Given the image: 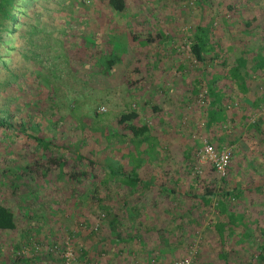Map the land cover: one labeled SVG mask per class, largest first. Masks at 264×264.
<instances>
[{
    "label": "rangeland",
    "instance_id": "374dc122",
    "mask_svg": "<svg viewBox=\"0 0 264 264\" xmlns=\"http://www.w3.org/2000/svg\"><path fill=\"white\" fill-rule=\"evenodd\" d=\"M125 2V9L116 12L104 0H38L31 14H38L37 27L44 30L52 46L49 54L46 41L40 47L43 56L39 61L45 68L38 76L36 64L22 56L28 52L27 45L13 54L8 64L11 70L20 69L25 90H35L34 106L43 108L50 102L46 114L51 127L43 133L57 145L68 144L78 154L94 152L99 159L106 152L117 155L128 170L130 162L123 155L130 144L114 133H125L117 123L123 111H137L135 123L147 124L156 142L140 171L143 177L154 173L156 186L131 192L118 183H96L92 199L87 201L83 195L91 186L86 182L73 185L60 170L41 179L32 175L23 179V185L11 187L2 170L14 163L23 166L40 153L33 143L23 141V134L11 133L8 139L0 134V204L15 212L17 224L13 230L0 231V264H10L13 245L26 238L27 247L20 252L34 255V264H173L186 255L192 264H226L218 256L219 245L209 229L217 212L201 206L193 194L200 189L196 179L202 181L201 185H224L231 191L237 186L243 191L233 195L229 209L242 212L252 222L255 238L245 242L227 238L225 250L236 249L235 256L242 263L249 252L255 256L259 251L258 238L264 240V234L259 233L264 223V190L259 189L264 188V125L259 133L244 132L252 139L241 141L239 154L232 142L218 143L215 138L229 139L256 120L264 121V106H243L230 94L231 100L225 104L228 120L208 129L205 107L209 98L203 79L209 78L215 67L219 69L221 60L208 58L206 66L195 61L189 52L188 37L199 23V14L215 38L223 28L221 17L234 22V29L239 30V6H264V0H221L217 12L199 0ZM226 5H232L235 11L225 10ZM158 30L171 37L168 45L155 36ZM148 37H152L151 42L141 45ZM59 38L69 41L63 51ZM109 52L117 53L119 60L108 72L105 61ZM226 62L231 64L232 60ZM261 72L254 74L253 83L261 85ZM198 79V92L193 93ZM23 92L9 94L11 101L21 103V107L26 103ZM243 108L246 118L238 125L232 117ZM18 117L25 118L24 111L22 114L19 110ZM206 143L216 150L230 148L231 160L224 175L200 154ZM160 184L167 191L161 192ZM100 205L105 211L113 208L120 219L115 233ZM136 209L141 214L131 221L129 217ZM119 233L121 237H139L131 240L132 244L122 243L116 241ZM83 249L88 251L86 256L81 254ZM233 260L230 257L228 263L234 264Z\"/></svg>",
    "mask_w": 264,
    "mask_h": 264
},
{
    "label": "trees",
    "instance_id": "16d2710c",
    "mask_svg": "<svg viewBox=\"0 0 264 264\" xmlns=\"http://www.w3.org/2000/svg\"><path fill=\"white\" fill-rule=\"evenodd\" d=\"M38 0H0V134H3L6 139L8 135L15 133L17 135L23 134V141L33 143L36 152L40 154L36 159L30 160L25 165H8L2 170L3 174H6L5 178L8 180V184L11 187L23 185V179H27L32 175H36L37 179L44 177L45 175L59 173L64 170V176L73 185L80 182H86L91 186L84 192L83 197L87 201L92 199L91 191L92 186L96 183L100 184H120L129 189V191L137 190H152L155 188L154 173H150L149 177H143V172L140 171L142 164L145 159L150 157V153L154 151L156 145L154 137L151 135L150 127L147 124H141L135 121L138 119V113L135 110L123 111L117 118V123L122 126L125 130L123 135L114 133V136H123L126 142H129L126 153L123 155L128 158L127 163L129 169H125V164L121 161V158L117 155L113 156L109 153H104L100 159L94 152H86L83 154L76 153L72 147L68 144L57 145L52 138H48L43 132L47 131L50 126L49 116L46 114L50 109L51 105L48 101L45 107H36L32 104V100L35 99L33 96V88L31 90H25L26 85L21 80V71L19 68L9 67L8 60L10 57L17 53L22 52L23 45L28 46V52L26 55L22 54L23 57L32 61L39 68L37 71L38 76L40 75L41 68H45L39 59H42L43 53H41L40 47L43 42L50 44V38L44 33V30L39 29L37 26L39 16L35 17L31 13H34L35 4ZM108 6L116 11L121 12L126 7L125 0H104ZM202 3H212V0H199ZM221 22L224 23L223 17ZM225 24V23H224ZM42 33L40 37H33L35 34ZM156 37L167 39L168 36L162 31H158ZM151 38V37H150ZM154 38V37H153ZM148 39V38H147ZM141 41V45L148 44V40ZM189 52L192 58L205 66L207 53L213 51V45L211 42V28L208 25H197L189 34ZM62 51L64 45L69 42L65 41L64 38L57 39ZM20 44V45H17ZM46 44V43H45ZM95 46L92 45L91 47ZM47 48V47H46ZM52 46L46 49L48 54L50 53ZM109 57L106 58L105 66L108 69L113 68V65L119 60V55L116 53L109 52ZM244 53V50H243ZM62 57L66 59V53L62 54ZM56 58V57H55ZM244 69L242 72L241 70ZM264 71V57L258 56L253 59L249 68L247 69V58L245 56L239 57L236 60V64L232 67L229 73V77L233 81L239 84L245 83V77L249 75V72L255 70ZM34 71V69H33ZM23 71V75H24ZM221 77L213 76L209 80H206V93L208 100L206 104V127L211 129L216 125H223L226 122V115L224 114L225 104L221 103V92L216 90L215 83ZM193 93H197V82H195ZM241 84V85H242ZM24 91L25 105L23 107L21 103H14L9 96L10 92ZM50 91H48V95ZM49 100H51L49 98ZM36 101V100H35ZM223 105V106H222ZM216 107V109L214 108ZM22 110L25 113V118L18 117V111ZM260 121H255L251 124V127H260ZM259 133V129H256ZM8 142V141H6ZM264 143V139L262 141ZM57 150V154L52 153ZM50 154H49V153ZM42 153V154H41ZM43 153H46V157L43 158ZM70 153V157L68 156ZM60 171V172H61ZM20 173L22 176H20ZM195 185H200L199 193H193L200 199V204L203 207H211L217 212V219L210 223V231L212 232L215 242L219 245L218 256L224 260L226 264L230 257L234 264H264V240H259L260 247L257 254L249 252L246 262H240L235 255L238 251L225 250V241L230 238L234 241H251L255 237L253 236V230L251 229L252 222H250L243 213L237 211H230L229 204L231 198L237 196L238 193L243 191L234 186L232 191L220 185L219 188L215 184L201 185L202 181L196 179ZM222 183L226 184L225 179ZM15 184V185H14ZM16 186V188H17ZM161 186V184H160ZM158 185V188L160 189ZM258 188V187H257ZM158 189V190H159ZM264 190V188H260ZM247 190H251L247 187ZM161 192L167 191V188H161ZM169 193L170 190L168 189ZM236 193V194H235ZM217 198V199H216ZM100 208L104 211L108 220L107 224L112 229L113 233L116 232V224L120 222L117 215L113 214V208L105 211L104 206L100 205ZM100 211V210H99ZM16 215L15 212L7 205L0 204V231H10L15 229ZM262 235L264 234V223L259 228ZM118 238H119V234ZM258 237V236H257ZM122 238V237H121ZM120 239V238H119ZM29 239L22 240L21 244L15 243L11 253L10 264H34L37 260L34 255H21L20 250L26 248ZM249 250V249H248ZM230 252V253H229ZM87 250L81 251V254L86 256ZM52 255V253H49ZM48 256V255H46ZM52 257V256H51ZM53 258V257H52ZM59 260V259H58ZM62 259L60 258V261Z\"/></svg>",
    "mask_w": 264,
    "mask_h": 264
},
{
    "label": "crops",
    "instance_id": "0c3cea01",
    "mask_svg": "<svg viewBox=\"0 0 264 264\" xmlns=\"http://www.w3.org/2000/svg\"><path fill=\"white\" fill-rule=\"evenodd\" d=\"M221 0H212V3H209L210 7H214L215 11L217 12V9L220 8L221 3H219ZM232 11L234 10V7L232 5H226L225 10ZM262 10V12H261ZM235 11V10H234ZM260 11V12H259ZM237 17L239 19V30H235L234 28H237V26H234V22L228 23V21L224 20L223 28H219L220 35L218 34L215 38L211 34V42L213 45V51L207 53L205 56L206 60L209 58L211 60H221L220 61V67H215L216 70L210 71L209 78L203 79L206 83V80H209L213 76L221 77V79H218L216 83L214 84L216 87V90H220L222 96H221V103L226 104L229 100V95L232 94L233 97H238L241 102H243V106L246 107H257L262 108L261 106H264V78H261V85H258V83L252 79L254 77V74L262 73L259 69L255 71L249 72V75L245 77V83L239 84L236 81H233L231 77H229V73L232 70V67L236 64V60L239 57L247 58V69L249 68L251 62H253V59L262 56L264 57V6L262 5H255L253 3H245L243 6H239V9L236 11ZM198 24L205 25L201 21V15L199 14L198 17ZM210 27V26H209ZM194 29V28H193ZM161 31V30H158ZM163 32V31H162ZM234 32L236 34H234ZM164 33V32H163ZM167 35V34H166ZM168 36V35H167ZM159 38V37H158ZM152 37H148V41L151 42ZM162 44L168 45L171 41V37L168 36L167 39L159 38ZM148 42V44H149ZM244 50V53H243ZM232 60L231 64H228L226 61ZM205 62V66H206ZM242 72L244 69L241 70ZM263 71V70H262ZM205 75V73H203ZM197 83H200V80L198 79L195 81ZM256 84V85H255ZM199 85V84H198ZM195 86V83H194ZM259 90V91H258ZM252 92V97H250V94ZM258 92V93H256ZM250 97V99L248 98ZM213 100V98L209 99ZM223 106V105H222ZM216 109V107L214 106ZM242 111L240 113H237L236 116H233V122L241 125L242 121L245 120L246 115L244 114V108L241 109ZM224 114L226 115V121L229 118L228 111L226 110L224 106ZM261 123L259 124L260 127H251V124L248 125L243 131H240L239 133H236L229 139H225V137L219 136L215 138V140L220 143L222 141L225 142H232L235 146V152L236 154L242 153L240 146H238L241 141H251L252 137H248L247 134L244 132H249L250 130L256 131V129H261V126L264 125V121L262 119L257 120ZM241 135V137H240ZM251 149H255L252 148ZM256 150V149H255ZM160 186V185H159ZM166 186L162 185L160 188L165 189ZM232 211V210H230ZM242 213V212H238ZM131 214V213H130ZM141 214L140 209H136L135 212L130 215V220L132 221L133 218H139V215ZM218 217H215L213 221H215ZM118 237V236H117ZM139 236L137 235H129L127 237H122L119 233V238H117L116 241L122 242V243H128L132 244L131 240L133 241L135 238ZM168 242V241H166ZM137 245V243H134ZM134 246V245H133ZM130 247V246H129Z\"/></svg>",
    "mask_w": 264,
    "mask_h": 264
},
{
    "label": "built area",
    "instance_id": "2783aa9c",
    "mask_svg": "<svg viewBox=\"0 0 264 264\" xmlns=\"http://www.w3.org/2000/svg\"><path fill=\"white\" fill-rule=\"evenodd\" d=\"M195 0H190L193 3ZM201 99H199L200 101ZM200 154L202 157H207L212 162L215 170L224 175L226 169L231 160V150L229 147H221L219 150H216L211 144L206 143L202 148ZM173 264H192L191 257L186 255L178 260H176Z\"/></svg>",
    "mask_w": 264,
    "mask_h": 264
}]
</instances>
